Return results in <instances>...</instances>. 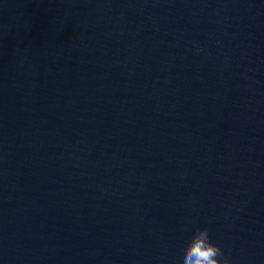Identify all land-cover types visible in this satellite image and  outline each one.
<instances>
[{"label": "water", "instance_id": "water-1", "mask_svg": "<svg viewBox=\"0 0 264 264\" xmlns=\"http://www.w3.org/2000/svg\"><path fill=\"white\" fill-rule=\"evenodd\" d=\"M205 228L264 264V0H0V264H182Z\"/></svg>", "mask_w": 264, "mask_h": 264}, {"label": "clouds", "instance_id": "clouds-1", "mask_svg": "<svg viewBox=\"0 0 264 264\" xmlns=\"http://www.w3.org/2000/svg\"><path fill=\"white\" fill-rule=\"evenodd\" d=\"M182 264H230L220 247L210 242L208 229H196L188 242Z\"/></svg>", "mask_w": 264, "mask_h": 264}]
</instances>
